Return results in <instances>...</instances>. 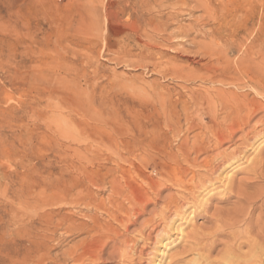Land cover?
I'll list each match as a JSON object with an SVG mask.
<instances>
[{"label": "rangeland", "instance_id": "374dc122", "mask_svg": "<svg viewBox=\"0 0 264 264\" xmlns=\"http://www.w3.org/2000/svg\"><path fill=\"white\" fill-rule=\"evenodd\" d=\"M213 90L224 100L204 105ZM263 125L264 0H0V264H75L68 253L100 238L109 242L101 260L84 264H187L194 259L181 256L187 237L209 233L245 203L238 198L259 203L251 223L264 220ZM217 138L219 150L237 159L194 192L184 216L159 221L151 212L159 201L126 230L96 208L114 210V180L158 181L177 160L188 170L185 181L196 180L205 162L218 165ZM195 141L207 145L192 169L179 152ZM226 180L245 193L227 192ZM238 183L250 186L238 191ZM168 187L161 197L187 195ZM81 188L90 205L68 203L67 192ZM121 205L119 219L130 211L128 200ZM68 220L93 229L70 232ZM219 240L208 255L214 264H223L227 240ZM119 241L129 262L109 256ZM250 251L244 245L237 253Z\"/></svg>", "mask_w": 264, "mask_h": 264}, {"label": "bare ground", "instance_id": "6f19581e", "mask_svg": "<svg viewBox=\"0 0 264 264\" xmlns=\"http://www.w3.org/2000/svg\"><path fill=\"white\" fill-rule=\"evenodd\" d=\"M206 2V1H205ZM205 5V4H204ZM208 6V5H207ZM206 6V7H207ZM207 11V9L205 10ZM213 15V14H212ZM169 19V18H168ZM171 19V18H170ZM168 27V26H167ZM152 29V28H151ZM157 29V28H156ZM155 29V30H156ZM161 29V28H160ZM167 29V28H166ZM159 30V27H158ZM162 30V29H161ZM154 31V30H153ZM167 35V34H166ZM185 37L188 35L184 34ZM169 36V35H168ZM173 38V37H172ZM166 39V37H165ZM244 52V51H243ZM218 61V60H217ZM216 64V63H215ZM218 65V64H217ZM214 66V65H213ZM220 66V65H219ZM216 67V66H215ZM224 71V70H223ZM218 77V76H217ZM226 77V76H225ZM249 78V77H248ZM225 80V79H224ZM250 80V79H249ZM237 82V81H236ZM254 82V81H253ZM223 84V83H222ZM245 85V84H244ZM237 87V86H236ZM234 90V89H233ZM244 96V95H243ZM225 95L224 92H221L220 90H213V92L211 91V93L207 94L205 96V99L203 100L204 105H208L209 107H211L212 104H215L216 102H219L218 100L222 101L224 100ZM242 98V96H241ZM245 98V97H244ZM243 98V99H244ZM227 103V102H226ZM234 103V102H233ZM255 109V108H254ZM252 110V109H251ZM258 110V109H257ZM253 111V110H252ZM252 111L250 114H252ZM256 111V110H255ZM255 111L253 113H255ZM215 115V114H214ZM248 115V114H247ZM246 115V116H247ZM263 115V114H262ZM250 116V115H249ZM226 118V116L224 117ZM228 118V116H227ZM248 118V117H247ZM252 118V117H251ZM215 119V116H214ZM263 119V118H262ZM224 120V119H223ZM246 120V119H245ZM249 120V119H248ZM245 121L244 125H247ZM260 120V118H259ZM258 120V121H259ZM213 122H217L216 120H213ZM263 122V121H262ZM260 121V124L262 123ZM217 124V123H216ZM222 124V123H221ZM249 125V124H248ZM264 126V125H263ZM247 127V126H246ZM237 131V130H236ZM253 131V130H252ZM232 133V132H231ZM236 134V133H235ZM245 134V133H244ZM234 135V134H233ZM230 137V136H229ZM241 137H244L241 136ZM240 137V138H241ZM246 137V136H245ZM231 138V137H230ZM239 138V139H240ZM242 140V139H240ZM185 141V140H184ZM226 141V140H225ZM243 141V140H242ZM246 141L244 140L242 142V144L245 142L246 145ZM196 142V141H195ZM208 142V141H207ZM197 143V142H196ZM206 143V142H205ZM204 141H201V143L199 142V145L197 143L196 145H192V147H189L190 145L187 144V142L183 143V148L180 149V162H182V164L188 165L189 167H201V165H199L200 163L197 162L198 156L200 155L199 152L202 151L204 153V149L206 147ZM223 143L222 139L217 138L216 139V146L213 147V149H217L218 153L216 154L217 156V160L218 165L216 164H209L207 165V162H205L206 165H204V170L206 168V173L203 175H198V178L195 180V176H192V178L189 180V182L185 181V176L187 175L188 170H183L181 169V164L179 163V160H177L176 163V167L174 169V173H165V176L162 174H160L159 178L161 180L155 181V180H142V183L137 182L138 179H140V176H138L137 174L135 175L134 182H132L133 184H127L128 186H123L120 182H118L117 180H114L113 184L111 186H109V192L111 193V197H112V202H115V204L110 203V205H112L113 207L115 206L114 210L110 211L107 210V206L105 205V203H103V205H101V207L96 206L97 209L99 210H103L104 212H106L109 217H112L113 220H115L119 225H121L124 229H128L129 225H132L131 223L133 222V220H137V218L139 216H141L143 213H145V211L148 209V207L150 205L153 204V208H158L157 203L159 201L162 202V204L160 205V207L155 210L153 209L151 212L158 216L156 219H158L160 221L161 220H165V221H169V220H175L174 218H180V215L182 214V216H184L185 214V208H189L192 207V202L193 201V194L194 192L198 191V193L203 190L205 191L206 188L210 185H212V183L215 181H212V175L219 170V168H224L225 165L228 166L230 164H226L229 161H233L235 160V156L236 153L234 155V153H230V154H226L225 151H220V146ZM241 144V145H242ZM211 145V144H210ZM244 145V144H243ZM222 147V146H221ZM210 148V147H209ZM206 150V149H205ZM179 151V150H177ZM189 153H194L195 157L193 159H190L189 157ZM199 154V155H198ZM202 154V153H201ZM179 156V155H178ZM177 156V157H178ZM237 159V158H236ZM175 160V159H173ZM206 161V160H204ZM237 161V160H236ZM200 162V161H199ZM229 162V163H230ZM234 162V161H233ZM202 163V162H201ZM229 167V166H228ZM221 168V170H223ZM193 169V168H192ZM200 168H198L199 170ZM220 170V171H221ZM91 172L87 171V175L90 176ZM217 174V172H216ZM187 177V176H186ZM230 177V176H229ZM228 177V178H229ZM88 178V177H86ZM215 178V177H214ZM227 179V178H226ZM230 179V178H229ZM249 179V178H248ZM90 181V182H89ZM212 181V183H211ZM88 182L92 185L95 184V181L88 179ZM162 182V183H161ZM223 182V181H222ZM226 184H224V186L227 185V187H232L233 186V181L232 180H226L225 181ZM246 183H243L240 185V183H238V189L236 190H240L239 188H242V186H250V185H244ZM222 185V184H221ZM235 185V184H234ZM168 186H174V187H180L183 189L184 192H186L184 197H179L181 199H176L174 196H172L173 194L169 195V196H165V197H161L162 192L167 190ZM214 186V185H213ZM211 186V187H213ZM226 187V188H227ZM228 187V191L230 194L233 193L234 194H238V192H233L234 189L229 188ZM236 187V186H235ZM169 188V187H168ZM244 188V187H243ZM248 188V187H247ZM209 189V188H208ZM213 189V188H212ZM235 190V191H236ZM244 190V189H243ZM89 190L88 189H78L77 190V195L74 196L71 191H68L66 196H67V201L70 204L76 205V204H86V205H90V202H85L84 201V195L86 194ZM224 191H226L224 189ZM223 191V192H224ZM258 191V190H257ZM74 192V191H73ZM197 193V192H196ZM225 193V192H224ZM224 196H227V198H230L229 194H224ZM245 193V192H243ZM242 192H239L238 196L240 194L243 195ZM215 194V193H214ZM222 195V196H223ZM231 195V197H232ZM155 197L154 202H152L153 199H151V197ZM241 196V195H240ZM126 197V198H125ZM248 197V196H247ZM257 197L260 198V195H258ZM263 197V196H262ZM124 200H128L129 204H130V208H129V213L127 214L126 217H123L121 219L117 218L119 216V214H122L123 212V205H121V201ZM223 199V198H222ZM252 198H246V196L241 197L240 199L238 198V203L242 202L244 204L240 205L238 204V207H236L235 212L231 211V213L227 214V216L225 217V214L221 215L222 218H218V214H217L216 218H218L217 220L213 221L212 224L214 225V227L212 228V230H210L209 233L203 232L201 233L199 230V232H195L192 236L187 237V239H189L190 245L188 246V250H184V252L181 254V256L185 255V254H193L194 259L187 262V264H196V263H200V264H212L209 260L208 255L210 253H212V251L214 250V248L216 247L217 243L220 241V238H224L227 240V242L223 245V248H225V253L224 255L221 256V260L223 261V264H228L230 263H235L238 264L239 262L237 261H245L244 263L249 262L250 264H264V261L262 259V255H264V220L262 221L261 224L256 223L253 224L251 223V215L254 213H250L254 207H256L257 202L255 201H251ZM256 199V198H255ZM254 199V200H255ZM191 200V201H190ZM257 200V199H256ZM260 200V199H259ZM263 200V199H262ZM200 201V200H199ZM225 201V200H224ZM237 201V200H236ZM235 201V202H236ZM227 202V201H226ZM248 202V203H247ZM257 203L256 205H254L255 203ZM201 205V204H200ZM234 205V202H233ZM236 205V204H235ZM235 205H234V209H235ZM243 205H246L245 207H243ZM239 210V208H241V210ZM195 209V208H194ZM257 210V209H256ZM226 213L227 211H230V209L228 210L226 208ZM254 211V210H253ZM264 212V211H263ZM150 213V212H149ZM151 215V214H150ZM88 217V216H87ZM155 217V216H153ZM220 217V216H219ZM264 217V216H262ZM215 218V217H214ZM215 218V219H216ZM71 219V218H70ZM151 219V218H150ZM155 219V218H154ZM169 219V220H167ZM183 219V218H182ZM264 219V218H262ZM157 221V220H156ZM211 222V220H209ZM257 221V220H256ZM95 221H92L91 223H93ZM141 222V221H140ZM153 222V221H152ZM151 222V223H152ZM253 222V221H252ZM261 222V221H260ZM66 223V230H69L70 232L73 231H86L89 232L91 229V226H88L87 224H82V227H77L76 224H74V222L72 223L71 221H67ZM88 223V222H87ZM90 223V224H91ZM63 224V223H62ZM95 224H97L95 222ZM143 224V222H142ZM141 224V225H142ZM159 224V223H158ZM161 224V223H160ZM164 224V223H163ZM166 224V223H165ZM211 224V223H210ZM99 225V224H98ZM145 225V223L143 224ZM148 225V224H147ZM152 225V224H151ZM253 225V226H252ZM80 226V224H79ZM178 226V225H177ZM176 226V227H177ZM95 227V226H94ZM97 227V226H96ZM101 227V226H99ZM142 227V226H141ZM140 227V228H141ZM179 227V226H178ZM147 228V227H146ZM240 228L243 229V233H245L244 237H240L239 234L236 232L237 230H239ZM99 229V228H98ZM97 229V230H98ZM101 229H103V227H101ZM136 229V228H135ZM143 229V228H142ZM180 229V228H179ZM195 229V228H194ZM241 229V230H242ZM114 230V229H113ZM138 230V229H137ZM182 230V229H181ZM179 230V232L181 231ZM241 230H239V232H241ZM94 231V230H93ZM96 231V230H95ZM118 231V230H117ZM116 231V232H117ZM159 231V230H158ZM98 232V231H97ZM96 232V233H97ZM101 232V231H100ZM114 232V234L116 233ZM141 233V230L139 231ZM237 233V234H236ZM252 233H254L253 238H251ZM98 234V233H97ZM113 234V233H112ZM111 234V235H112ZM121 234V233H120ZM181 234V233H180ZM183 235V234H182ZM238 235V236H237ZM145 236V235H144ZM185 236V235H184ZM183 236V237H184ZM188 236V235H187ZM114 237V236H113ZM143 237V236H142ZM117 239L119 238V236L116 237ZM180 238V237H179ZM186 238V237H184ZM115 239V240H117ZM144 239V238H143ZM114 240V241H115ZM113 241V239H112ZM183 241V240H182ZM186 241V239H185ZM188 241V240H187ZM124 242L126 241H119V243H115L112 244V251L109 253L110 257H113L115 255H118L120 261H125V262H129L132 258V253L130 252V249H128V247L126 246H122L124 244ZM170 242V241H169ZM224 242V241H223ZM109 243V242H107ZM104 243L102 244L101 242V238L100 240L97 242L98 246L95 245H87L85 246L84 244L81 247H76L73 251H70L68 253V258L70 259V261L75 262V264H84V262L88 259H90L91 263H95L97 261L101 260L102 257V253L104 252L105 249L108 248V244ZM172 243V242H171ZM167 244V243H165ZM186 245V243H185ZM244 245H248L251 249L250 253L248 255H244V254H239L237 253V250H240L242 246ZM123 247V248H121ZM168 247V245L164 248V250H166ZM187 247V246H186ZM134 249V248H133ZM183 249V248H182ZM163 251V250H162ZM161 251V252H162ZM168 252V251H167ZM166 252V253H167ZM165 253V252H164ZM206 253V254H205ZM208 253V254H207ZM142 254V253H141ZM206 257H205V255ZM108 255V254H107ZM179 256V255H178ZM190 256V255H189ZM192 257V258H193ZM208 257V258H207ZM181 259V258H180ZM183 259V258H182ZM220 259V258H219ZM233 259V261H232ZM220 260V261H221ZM235 260V261H234ZM237 260V261H236ZM175 261V260H174ZM179 261V259H178ZM219 261V262H220ZM221 261V262H222ZM218 262V263H219ZM216 263V262H214ZM213 263V264H214ZM229 263V264H230ZM171 264V263H170ZM222 264V263H219Z\"/></svg>", "mask_w": 264, "mask_h": 264}]
</instances>
